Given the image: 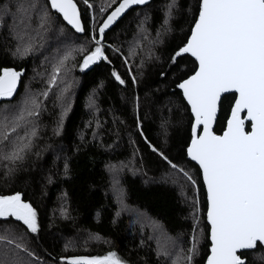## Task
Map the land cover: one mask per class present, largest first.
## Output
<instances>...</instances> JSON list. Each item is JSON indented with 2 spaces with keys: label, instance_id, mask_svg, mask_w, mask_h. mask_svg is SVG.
Here are the masks:
<instances>
[{
  "label": "snow or ice",
  "instance_id": "1",
  "mask_svg": "<svg viewBox=\"0 0 264 264\" xmlns=\"http://www.w3.org/2000/svg\"><path fill=\"white\" fill-rule=\"evenodd\" d=\"M113 3L115 7L99 23L93 15L87 44L65 46L62 52L57 49V55L50 60L45 57L51 70L47 72L46 87L42 90L33 92L25 86L22 98L14 102L12 98L17 93L21 72L12 68L0 72V101L3 102L0 104V164L4 177L19 170V165L30 155L40 154L33 149L39 138L41 115L47 111L44 101L50 93L53 103L60 107V118L54 129L55 135L60 134L71 107L69 93L76 79L72 73L77 67L84 71L100 61L111 63L109 50L123 56L124 64L128 65L129 58L144 51V41L148 42L151 52L163 42L162 36L171 31L176 0L166 5L162 30L158 29L155 37H151L144 21L137 25V33L125 55L116 45L106 43L105 32L128 9L145 5L148 0H118V3L113 0ZM83 4L93 8L90 0H83ZM99 11L106 12V6L101 4ZM57 14L75 32L88 31L75 0H4L0 3V27L6 26L10 19L11 24L7 26L17 41L12 55L23 58L39 50L37 46H42L47 39V33L56 24ZM184 54L194 57L198 66L194 74L180 77L174 83L181 90L192 116L187 157L199 166L206 187V222L211 242L206 264H246L248 255L264 264V0H199L191 35L185 44L174 50L170 63L175 64ZM78 56L81 57L79 62ZM142 68L143 60L136 74H131L129 67L133 85L138 83L137 75H142L139 71ZM111 75L120 85H125V79L116 70ZM164 75L161 71L160 76ZM228 93L232 94L230 114L226 127L218 135L214 124L218 112L229 101V96L225 95ZM136 101L138 107L139 97ZM89 107H95L92 97H89ZM242 113H245L243 117ZM245 121L250 122V130H246ZM137 126L139 128V120ZM140 134L143 135L142 130ZM149 147L173 170L172 182L182 191L186 185L193 191L189 246L185 248L179 238H169L171 242L164 247L158 244L157 264H193L203 235V228L198 231L197 181L189 170L173 163L163 151L151 144ZM68 167L65 160V175ZM109 171L117 204L121 211H128L120 180L122 168L109 166ZM185 198L189 199L187 195ZM62 215H66L65 209ZM145 222L154 229L159 228L157 221L137 212L133 224L140 223L143 228ZM39 231L37 209L22 198L21 192L0 195V264H50L30 246ZM89 239L101 238L90 234ZM55 259L53 257V264ZM60 260L62 264H129L114 251L103 256L61 257Z\"/></svg>",
  "mask_w": 264,
  "mask_h": 264
},
{
  "label": "trees",
  "instance_id": "2",
  "mask_svg": "<svg viewBox=\"0 0 264 264\" xmlns=\"http://www.w3.org/2000/svg\"><path fill=\"white\" fill-rule=\"evenodd\" d=\"M75 1L88 31L77 34L58 14L57 22L64 28V43L78 47L87 44L91 38L90 10L83 0ZM90 3L97 11L96 0H90ZM168 3L170 0H148L145 5L133 6L105 35L106 43L116 45L126 55L137 33V25L143 20L151 37H155L163 24ZM176 3L170 20L171 31L162 36L163 42L149 52L148 42L144 41V51L129 58L131 74L137 73L143 60V68L139 69L142 75H137V84L133 85L131 81L129 64H124V57L110 50L111 63L103 61L91 71H81L77 67L72 73L76 79L69 93L71 107L64 117L60 134H54L60 107L53 103L50 93L33 149L40 154L30 155L9 177H4V168L0 164V195L19 191L22 198L37 209L40 231L30 246L50 264H53V257L56 258L54 264H62L61 257L103 256L109 251L116 252L129 264H157L154 244L157 235L143 232L144 229L131 224L128 217L117 215L120 207L112 189L109 166L118 168L120 163L127 165L120 172L125 203L157 221L166 240L179 238L185 248L189 246L193 228L192 188L186 185L182 191L172 182L175 179L173 170L152 151L150 144L163 151L173 163L189 170L196 179L202 204L198 231L203 228V235L193 264H204L209 254L206 192L199 168L186 153L191 139L192 116L182 92L174 83L180 77L194 74L198 65L188 54L178 57L175 64L170 63L174 50L185 44L191 35L199 0H176ZM114 7L115 3H112L106 8L102 20ZM10 24L9 19L6 26L0 27V72L12 68L24 73L22 84L12 98L15 102L25 91L27 82L34 75L42 74L43 67L38 58L12 55L17 41L7 26ZM50 41L53 42L52 39L46 42ZM113 70L125 79V85L115 80L111 75ZM161 71L165 72L163 77ZM46 76L41 87H34L37 92L46 87ZM40 82L37 80L34 85ZM227 96L229 101L224 103L215 128L218 135L222 134L230 114L232 95ZM89 97L95 100L94 108L89 107ZM136 97H139L138 107ZM247 130H250V124ZM65 160L69 166L67 175ZM62 209L66 210V215H62ZM90 234H98L101 239H89ZM246 264L261 262L248 255Z\"/></svg>",
  "mask_w": 264,
  "mask_h": 264
},
{
  "label": "rangeland",
  "instance_id": "3",
  "mask_svg": "<svg viewBox=\"0 0 264 264\" xmlns=\"http://www.w3.org/2000/svg\"><path fill=\"white\" fill-rule=\"evenodd\" d=\"M112 3H113V0H100L99 2L96 0V4L95 5H96L97 11L95 9H93V8L89 9L90 11H89V20H88V22H89L90 32H91V28H92V17H93V15H95L97 23H99L102 20V18H103V14L104 13H101L99 11V7L101 6V4L105 5L106 8H109ZM146 16H148V12L146 13ZM60 29H64V28L62 26H60V24L56 20V24L54 25L53 29L47 33V39L44 40L43 45L42 46L38 45L37 47H38L39 50H37V51H35V52H33V53L28 55L29 57L38 58L39 62L41 63V65L43 67L42 74H40L38 76L34 75V78L30 79V81H28L27 84L25 85L29 89H31L33 92H37V90L34 87L37 86V88H39V87H41L43 85V81H44L45 75L47 74L48 71L51 70L50 69V64L48 63V61L45 60V57H48L49 60H50L51 57L57 55L56 54L57 49H60L61 52H62V50L64 49L65 46L73 47L71 44H65L64 43V35L65 34L63 33V31H60ZM48 39H52L53 42L52 41H50L49 43L46 42ZM28 56H25V57H28ZM25 57H23V58H25ZM80 58L81 57H79V56L77 57V62L80 60ZM132 58H134V57H132ZM128 64H129V67H130L129 61H128ZM37 80H41V82L37 83L36 85H34ZM24 93H25V91L20 96V99L22 98ZM20 99H18V100H20ZM46 101H44L45 104H46ZM129 164H132V161H130ZM119 165L120 166H118L117 169H121L122 168L121 172H123L126 169V167H127V166L125 167L126 164L121 165V163H120ZM128 209H129L128 211H121L120 210V212H119L120 214L119 215L120 216H125L126 218L128 217L129 218L128 219L129 222L131 224H133V221L135 219V214L137 212H139V213H143V212H141V211H139L137 209L131 208L130 206H128ZM199 209H200L199 217L201 219L202 218V204H201L200 198H199ZM143 214H145V213H143ZM146 216L149 217L148 215H146ZM133 225H137V226L141 227L140 223H135ZM142 229H144L143 232H146L148 234L157 235V239L154 240V244H155L156 248H157L158 244L161 247H164V243H166L165 245H168L171 242L170 239H168V240L165 239L166 238V234L164 233V231L162 229H160V228H155L154 229L153 227L149 226L147 222L144 223V226H143ZM142 235H144V234H142Z\"/></svg>",
  "mask_w": 264,
  "mask_h": 264
},
{
  "label": "water",
  "instance_id": "4",
  "mask_svg": "<svg viewBox=\"0 0 264 264\" xmlns=\"http://www.w3.org/2000/svg\"><path fill=\"white\" fill-rule=\"evenodd\" d=\"M75 2H76V1H75ZM129 10H130V9H128L124 14H122V16H121L120 18H118L117 21H116L113 25H111L109 29L106 30L105 35H106L109 31H111V30L117 25V23L120 22V21H121L126 15H127V13L129 12ZM53 11H54V10H53ZM81 19H82V15H81ZM64 22H65L66 25H67V22H66V21H64ZM82 22H83V19H82ZM67 26L71 28L70 25H67ZM71 29H72V28H71ZM73 30H74V29H73ZM74 31H75V30H74ZM76 33H77V32H76ZM77 34L82 35L83 33H77ZM189 37H190V36H189ZM188 55L190 56V54H188ZM190 57H191V56H190ZM192 58L195 60L194 57H192ZM102 62H103V61H100V62H97V63H95V64H92V65L89 66V68H87V69H85V70L91 71V70H93L96 66H99ZM23 75H24V73L21 72L20 80H19L18 85H17V90L20 88V86H21V84H22V80H23V77H24ZM180 91H181V90H180ZM225 95H232V94L228 93V94H225ZM186 103H187V102H186ZM189 108H190V107H189ZM219 114H220V112H218L217 120H218ZM244 115H245V113H242V117H243ZM216 124H217V121H216L215 124H214V130H215V128H216ZM248 124H250V122L245 121L246 130H247V125H248ZM188 159L190 160V158H188ZM191 162L195 164V162H193V161H191ZM195 165H196V164H195ZM196 166L199 168L198 165H196ZM202 182H203V181H202ZM204 188H205V192H206V187L204 186ZM210 243H211V242H210ZM209 254H210V250H209ZM246 262H247V261H246ZM204 264H206V260H205Z\"/></svg>",
  "mask_w": 264,
  "mask_h": 264
}]
</instances>
